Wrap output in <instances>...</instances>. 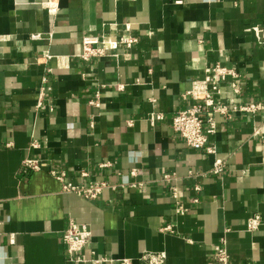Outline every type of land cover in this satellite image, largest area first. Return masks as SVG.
<instances>
[{
    "label": "crops",
    "instance_id": "obj_1",
    "mask_svg": "<svg viewBox=\"0 0 264 264\" xmlns=\"http://www.w3.org/2000/svg\"><path fill=\"white\" fill-rule=\"evenodd\" d=\"M48 1L0 0V264H145L146 252L216 264L223 240L232 264H264V222L246 225L264 217V0H51L55 13ZM126 30L132 48L80 58L84 37ZM216 64L239 73L236 102L263 109L217 116L208 155L173 118ZM27 159L41 168L24 173ZM60 175L111 187L88 200ZM71 222L92 231L80 263L63 241Z\"/></svg>",
    "mask_w": 264,
    "mask_h": 264
},
{
    "label": "built area",
    "instance_id": "obj_2",
    "mask_svg": "<svg viewBox=\"0 0 264 264\" xmlns=\"http://www.w3.org/2000/svg\"><path fill=\"white\" fill-rule=\"evenodd\" d=\"M51 13L57 11L56 5L51 0L45 4ZM139 42V38L128 33L126 30L119 37H105L100 41L98 37H84L82 41V52L80 58L88 61L91 58L106 55L112 52L117 56V51L121 48H132ZM203 79L193 82L191 90L187 93L194 100L191 107L179 111L173 118V130L190 148L204 151L208 155L216 154V146L210 141V137L217 130V116L230 119L238 113H258L263 109L260 102L239 103L236 102L241 93L237 79L239 73L235 68L227 65L216 64L207 69ZM224 86L228 89L224 90ZM45 87L40 88L41 99L45 94ZM230 93L232 95H230ZM92 105L99 106L97 101L91 102ZM158 118H161L158 116ZM111 163H101L102 167L110 166ZM41 167L37 161L27 159L22 164V171L39 170ZM225 170V162L217 159L211 169L214 175L222 174ZM86 177L87 174L82 175ZM63 184V191L72 192L88 200L97 199L106 189L110 188L108 182H85L79 183L66 182L64 175L57 177ZM173 196L177 198L176 188H171ZM200 190V187H197ZM195 202H198L196 199ZM264 222L261 214H254L246 221L248 232H254L260 228ZM1 236V231H0ZM92 231L87 225L71 222L65 230L63 241L66 246L70 261L75 263L83 262L81 252L90 243ZM216 264H232L230 254L227 250L225 241H221L215 246ZM166 256L164 253L146 252L141 257L145 264H164ZM95 264L112 263L109 258H95Z\"/></svg>",
    "mask_w": 264,
    "mask_h": 264
}]
</instances>
